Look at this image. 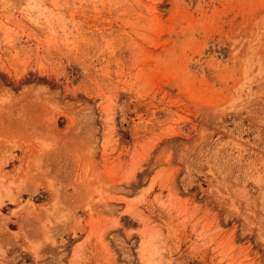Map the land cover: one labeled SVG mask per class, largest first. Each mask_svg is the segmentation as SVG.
<instances>
[{"label":"rangeland","instance_id":"1","mask_svg":"<svg viewBox=\"0 0 264 264\" xmlns=\"http://www.w3.org/2000/svg\"><path fill=\"white\" fill-rule=\"evenodd\" d=\"M0 264H264V0H0Z\"/></svg>","mask_w":264,"mask_h":264},{"label":"bare ground","instance_id":"2","mask_svg":"<svg viewBox=\"0 0 264 264\" xmlns=\"http://www.w3.org/2000/svg\"><path fill=\"white\" fill-rule=\"evenodd\" d=\"M124 109V108H123Z\"/></svg>","mask_w":264,"mask_h":264}]
</instances>
